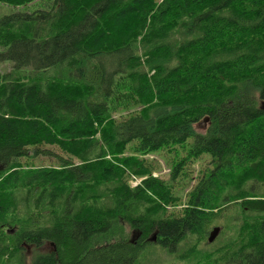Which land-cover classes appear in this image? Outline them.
<instances>
[{"label":"trees","instance_id":"1","mask_svg":"<svg viewBox=\"0 0 264 264\" xmlns=\"http://www.w3.org/2000/svg\"><path fill=\"white\" fill-rule=\"evenodd\" d=\"M0 6V264H264V0Z\"/></svg>","mask_w":264,"mask_h":264},{"label":"rangeland","instance_id":"2","mask_svg":"<svg viewBox=\"0 0 264 264\" xmlns=\"http://www.w3.org/2000/svg\"><path fill=\"white\" fill-rule=\"evenodd\" d=\"M40 8H42V6L40 4H36V5L29 7L27 9V11L30 12V11L37 10ZM10 10H11V7L0 6V14H4ZM0 52H2L1 49H0ZM11 68H12V63H10L8 61H0V72L1 73H5V72L9 71ZM199 128H198L199 131H204L206 128V125H202ZM192 141H193V139L190 140V142H192ZM53 150L56 154L61 153L56 148H54ZM146 160L151 162L153 164V167L155 166V168H157V170L155 171V173L153 175L154 177L163 178L164 180H169L168 178L170 175V166L173 165V163H172L173 161L171 159V156L166 157L164 155V153H161L159 155L155 154V155L147 156ZM33 163L36 166H50V165H53V159L49 160V159L42 157L40 160H37ZM201 168H202L201 164L194 165V169H193V170H195L194 174H191V175L189 174V177H183L180 181L178 180V182L175 183V185H173V186H175V188H174L175 194H176V196H178L180 198V201H182L181 202L182 204H184L186 197H187V194L189 193V191L194 186V184L196 182V176L198 175ZM138 183H139V179H135L134 181H132L131 185L133 187H135ZM215 242H216V240L213 243H215ZM192 244H193V242L182 243L180 250L185 252L188 248H190L192 246ZM213 245L214 244H212V243L208 244L207 246L201 245L202 247H200L198 249H200V252L202 254L210 253L214 249ZM39 251L43 252V253L50 252V251H52V247L50 245L46 244ZM34 252H36L35 248H33V247L28 248V257H27V263L28 264H32L31 258L33 256ZM201 257H200V259H201ZM196 262H198V259H190L189 261L179 260L178 257L171 255L170 253H168L167 250H165L162 247H160L159 245L155 244V242L153 241V243L151 245H149L148 248L146 249V251L144 252L141 264H195ZM198 264H216V262L214 261L213 258H211L210 260L201 259V261Z\"/></svg>","mask_w":264,"mask_h":264},{"label":"water","instance_id":"3","mask_svg":"<svg viewBox=\"0 0 264 264\" xmlns=\"http://www.w3.org/2000/svg\"><path fill=\"white\" fill-rule=\"evenodd\" d=\"M219 233H220V229L214 228V230L211 232V234L209 236L208 242L213 243L216 240V238L218 237ZM153 241H155V237L153 238Z\"/></svg>","mask_w":264,"mask_h":264},{"label":"bare ground","instance_id":"4","mask_svg":"<svg viewBox=\"0 0 264 264\" xmlns=\"http://www.w3.org/2000/svg\"><path fill=\"white\" fill-rule=\"evenodd\" d=\"M78 64V63H77ZM134 67V66H133ZM232 74V73H231ZM79 76V75H78ZM54 85V84H53Z\"/></svg>","mask_w":264,"mask_h":264}]
</instances>
